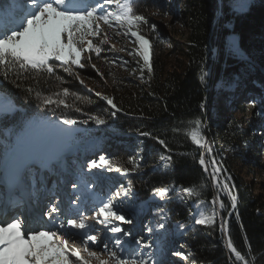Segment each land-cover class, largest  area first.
Here are the masks:
<instances>
[{
  "label": "trees",
  "instance_id": "trees-1",
  "mask_svg": "<svg viewBox=\"0 0 264 264\" xmlns=\"http://www.w3.org/2000/svg\"><path fill=\"white\" fill-rule=\"evenodd\" d=\"M223 1L227 0H135L136 13L148 21L140 25L139 31L151 43L152 71L144 66L142 56L135 55L139 45L130 35L122 36L125 43L118 53H109L106 48L100 56L91 55V65L88 63L82 71L77 69L89 82L103 84L106 79L110 98L121 109L115 116L111 114L115 109L93 97L60 68L56 75L63 78V83L55 76L40 74L35 79H23L18 88L12 75L7 80L0 76V101L10 97L18 106L12 115L0 116V132L6 137L1 145L10 146L13 138L34 121L59 124L67 117L78 122L88 120L73 128L83 126L86 131L54 137L46 147L47 153L53 154L59 146L66 152L93 141L106 159L128 168L132 167L130 159L139 161L140 169L127 177L106 168L89 169V163L78 169V175L102 180L106 192L95 194L94 200L121 184L128 187L131 183L132 198L121 211L133 222H143L146 238V226L153 228L150 239L156 247L152 251L162 264H229L222 221L227 222V236L234 246L246 254V237L255 256L254 264H264V197L253 193L255 187L240 175L242 167H260L254 153H258L259 145L253 138L263 136L262 114L252 120H244L242 115L253 103L254 90L264 99V0H253L242 8L221 6ZM8 2L0 0V6ZM165 15L170 16L171 24H180L183 29L165 28L160 21ZM28 87L34 89L31 94L25 91ZM63 88L71 93L65 99L72 107L45 108L37 99V91L43 97ZM77 96L84 99L77 100ZM92 115L107 123L96 125L89 119ZM195 120L207 125L204 135L212 147L210 155L185 134ZM137 130L152 135L142 136ZM153 137L164 140L171 151ZM96 145L91 149L96 150ZM201 153L206 162L216 161L215 165L209 164V172L198 163ZM161 155L171 156L172 160L165 165ZM95 160L99 162V158ZM212 167L221 169L220 188L209 175ZM165 186L173 189L165 199L153 196L154 188ZM193 186H197L199 196L190 197L182 191ZM231 196L236 197L235 209ZM213 208L217 213L214 223H194L201 215H211ZM158 223H164L165 229H159ZM180 224L186 228L180 229ZM121 227L125 228L124 224Z\"/></svg>",
  "mask_w": 264,
  "mask_h": 264
},
{
  "label": "snow or ice",
  "instance_id": "snow-or-ice-1",
  "mask_svg": "<svg viewBox=\"0 0 264 264\" xmlns=\"http://www.w3.org/2000/svg\"><path fill=\"white\" fill-rule=\"evenodd\" d=\"M134 5L135 0H9L5 6H0V76L7 80L12 75L13 82L18 88L23 79H35L40 74L47 77L55 76L63 83V78L56 75L57 68H60L69 76L75 75V78L83 84L84 81L80 79L78 72H74V68L83 69L88 63H91V56L89 55L85 60V53L94 52L96 56H100L103 50L100 45L108 40V34L104 32L103 39L99 43H94V39L102 35L101 24L109 29L126 28L123 35L135 37L133 42L139 45V50L135 55L142 56L144 66L151 72V43L139 31L140 25L146 24L148 21L143 15L136 13ZM152 27L155 28L154 25ZM116 34L120 35L121 33L117 32ZM90 37L93 39H89ZM124 63L127 64V61ZM92 67L95 68V65L93 64ZM201 79L203 80V76ZM25 91L31 94L34 89L28 87ZM70 94L68 88H63L51 96L42 97L40 92H36L37 99L45 108L53 105L72 107L65 99ZM76 99L83 100L84 98L77 96ZM101 99L106 101L112 109H115L111 113L113 116L116 112L121 111L112 98L101 96ZM12 109L11 103L5 100L3 111L9 112ZM76 111H80V109L76 108ZM89 119L98 126L107 123L105 119L97 115H92ZM78 123L87 124L88 120L78 122L65 117L59 120V124H54V127L60 134L71 136L74 131L73 126ZM60 124L67 127L60 128ZM206 127L207 125H202L199 120H195L190 122V127L185 134L194 145L206 149L210 155L212 147L204 135ZM137 131L142 136L152 135L150 132ZM153 138L157 139L158 143L163 145L167 151H171L167 148L164 140L158 137ZM13 151L16 154V159L13 162L12 185L19 188L23 173L30 171L33 163L39 162L43 165L44 161L40 159L38 150H21L20 146L16 145L13 147ZM160 160L167 165L172 157L161 155ZM128 163L132 165L131 168L100 156L99 162L92 160L87 167L89 169L106 168L109 172L115 171L127 177L141 167L139 161L130 159ZM199 164L204 166L205 172H209V164L215 165L216 161L211 159L206 162L205 155L201 153ZM220 171L219 167H212L209 173L217 188H220L218 180ZM80 184H84L85 188L88 187L83 177L80 178ZM80 184L73 183L72 187L77 188ZM223 188L225 191L228 190L226 184ZM172 190L171 186L159 187L154 188L152 194L163 200ZM182 191L190 197L199 196L197 186L183 188ZM131 198V183L129 182L128 187L121 184L114 190H109L104 197H97L91 214L86 215L83 207H76L74 209L76 215L65 216L64 220L59 221L58 228L56 224L59 217L56 214L60 213L61 209L57 204H49L47 211L43 213L51 222V226L43 229L31 227L26 220L20 219L19 216L0 218V264H90L92 259L97 264H162L152 251L156 247L150 239L153 233L152 227L146 226L149 238L145 236L137 238L121 227L122 224L133 223V220L126 217L121 211L125 202ZM231 200L232 208L235 209L236 197L231 196ZM83 202L82 195H77L71 201L73 205ZM212 203L215 204L216 200L214 199ZM19 204L18 198L9 196L5 207H18ZM220 207H224L222 201ZM159 210L163 212V208ZM216 215L213 208L211 215H201L200 218L194 219V223L211 225L214 223ZM90 220L95 224L102 225L104 230L111 233V236H107L105 240L101 241L102 251L91 250L90 245L97 244V236L93 234L95 228L94 224L89 223ZM226 223V221H222V231H226ZM178 227L184 229L186 225L180 224ZM158 228L165 229V224L158 223ZM61 229L63 231H60ZM77 241H79V245ZM226 247L229 250V264H254L255 256L246 237V254H242L234 246L231 238L226 241ZM81 248L87 252L88 259L81 255ZM172 255L181 254L173 252ZM102 256L107 258L102 259ZM248 257H251V260ZM183 258L187 259L188 257L184 256Z\"/></svg>",
  "mask_w": 264,
  "mask_h": 264
},
{
  "label": "rangeland",
  "instance_id": "rangeland-1",
  "mask_svg": "<svg viewBox=\"0 0 264 264\" xmlns=\"http://www.w3.org/2000/svg\"><path fill=\"white\" fill-rule=\"evenodd\" d=\"M232 3H233L232 0H228L227 2L223 1L220 5L221 6L222 5H224V6L229 5L230 7H235V5H233ZM236 7L237 8H242L243 6L242 5H236ZM169 19H171L170 16L169 15H165V17L161 18V20H160V21H162V24L164 25L165 28L166 27H170V28L175 29L177 31H180V30L183 29L182 25H180V24L179 25L171 24V21ZM101 28H102V35H101V37H99L97 39H94V43H99L100 40L103 39V33L106 32L108 34V40H107L106 43H103V44L100 45L101 48L103 49L102 51L106 50V48H107V49H109L108 50L109 53H118L120 51L119 47H121V45H123V43H125V39L122 38V36H125V35H123L124 32H121L120 35H117L116 34L117 32H115L112 29L104 28L102 26H101ZM168 37H170V34H168ZM89 39H93V38H89ZM175 45H177L176 42L173 44V46L175 47ZM85 47H86V45H85ZM170 48H172V47H170ZM89 55L91 56V55H96V54L94 52L93 53H85L84 54L85 60L87 59V57ZM89 65H91V63H89ZM86 67H88V66H86ZM77 69H79V68H74V72H78ZM82 70H84V68L81 69V71ZM79 76H80V74H79ZM69 77H71V80H74L75 83H78L79 85H81L84 88H86V90L89 91V89H91L90 94L93 97H95L98 100H100V102H103V103L107 104L106 101L101 99V96H106V97L110 98L109 91H110L111 88H109V85H108L109 83L106 81V79L104 80L103 84H99L97 82H94L93 80H91V82H89L85 78H83V76H80V79H82L84 81V83L81 84L80 81L75 78V75L69 76ZM97 93H99V95H97ZM236 96H238V95H236ZM251 100L253 101V103L248 106V108L246 109L245 113L242 115L244 120H252L254 118L257 119V117L261 113H264V99L261 97V93L259 91H255V90L253 91V98H251ZM0 105H3V103L0 104ZM227 107L229 109V105ZM0 112H4L3 108H2V110H0ZM261 118L263 119L262 121L264 123V114H262ZM33 126L30 127L26 131L30 132V130H32ZM59 126H62L64 128L67 127V126H64V125H59ZM83 129L86 131V128H83ZM4 135H5L4 132H0V144L3 143L2 142L3 139H6V137ZM20 138L17 140V143L20 142ZM34 138L35 137L33 135L32 139H34ZM4 141H6V140H4ZM253 141L258 142V145H259V146L256 147L258 153L257 152H254V153H255V157H258V159H260V160H258V162L260 164V167H255V165L248 166V167H242L240 175L243 177V179L245 181H247L249 183V185H251V187H255V189L253 190L254 191L253 193H255L256 195H262L264 197V133H263V136H258L256 138H253ZM33 144H34V148H32L30 150H39L42 147V146H39L38 149L35 147V144H37V141L35 143H33ZM43 144H44V142H43ZM88 145H96V143H90V144L81 146L80 147L81 148L80 152L83 149L84 150H83V152L81 154L79 153L80 157L78 158L77 162L74 161V159L78 157V153H76L75 150H73V151L72 150H66V152H65V149L61 148V150L59 152V154L61 156V162H59V160L55 158L53 161H56V160H58V161L50 164L51 166H49V164L48 165H44L43 164V167H44L43 170L46 172L45 176L48 175L47 177L50 178V180L48 181L47 177H45L43 175V179L45 180L44 183H46L49 188L50 187L53 188L54 191H58L59 187L57 186V182H55L56 179L58 178V176L56 174L53 175L54 172H53L52 168L54 167V165H58L59 166V164L61 163V165L57 169L59 171H61V172H62V170L65 172V173L62 174V176L66 180L68 186L71 187L70 190L72 191V193L70 194V192H68L66 190L64 192V194H66L67 200H69V204H71V201L74 200L77 195H81L82 194V195L86 196V197H83V201L84 202L82 204L78 203L77 205H74L75 206L74 208L81 207V205H83L82 207L85 209L86 215L91 214L90 212L92 211V208H93L94 202L92 203V200H91L92 196H94L97 193L103 194L104 191L106 192V188H105L104 184H102V182H101L102 180L100 178L97 179V180L95 178L93 180H91L89 178V177H92L91 175L88 176V178L86 180V181L90 182V184L88 186L89 191L85 192V194H84V190L81 189L82 188L81 187L82 184H80V177L78 176V172L76 170L77 169L76 165H79V168H82V167H84V164H88L92 160L98 159L102 155L101 154V150L98 149L97 145H96V150H92L90 147H88ZM1 146L2 145H0V150L2 149ZM59 149H57V151ZM252 155H253L252 157H254V154H252ZM7 157H9V155ZM83 157H86V159L84 161L81 160V158H83ZM15 159H16V154L13 152L12 156L10 157V159L8 160V158H7L6 165H10V163L11 162L13 163L15 161ZM198 163H199V160H198ZM12 170H13V168L10 170V173L6 175V179L4 181V184H6V185L12 184V183H9V179H8L11 175L14 174L13 173L14 170L13 171ZM58 170H57V172H58ZM77 177L79 178V180L77 179ZM85 177H87V176H85ZM73 183L80 184V186L77 187L79 190H76V188L72 187ZM17 189L19 191H24V186L22 188L19 187ZM67 189H69V188L67 187ZM70 195H72V196L70 197ZM89 222L94 224L95 230H94L93 234H95L97 236V244L96 245H90V247L95 249V250H97V251H102L103 250V245H102L101 241L105 240L107 236H111V233H108L106 230H104L103 226H101L99 224H95L94 221H89ZM143 226H144L143 222L140 220L137 223L133 222L132 224H124V227H125L124 229L128 230L130 233H132L133 236L138 238L139 236H143V234H144L143 233V228H144ZM129 239H131V237H129ZM109 245H110V247L112 246L110 241H109ZM101 258L102 259H106L107 257L106 256H102ZM90 262L92 264H97V262L94 259L90 260Z\"/></svg>",
  "mask_w": 264,
  "mask_h": 264
},
{
  "label": "bare ground",
  "instance_id": "bare-ground-1",
  "mask_svg": "<svg viewBox=\"0 0 264 264\" xmlns=\"http://www.w3.org/2000/svg\"><path fill=\"white\" fill-rule=\"evenodd\" d=\"M253 1V0H232V4L233 5H235V7H233V8H237L236 7V5H242L243 7L244 6H246V5H249V3H251V2ZM248 3V4H247ZM7 101H9L10 103H11V105L13 104L12 103V100L11 99H7ZM4 101H2L1 103H3ZM2 108H3V105H0V110H2ZM1 113V112H0ZM54 124H58V123H54ZM54 124H50V123H43V124H34V126H33V128H32V130H30V132H25L23 135H20V142H18L17 143V141H16V144L15 145H19L20 147H21V150H30V149H32V148H34V144L33 143H35L36 141H37V144H35V147L38 149V147L39 146H43V142H45L49 137H51L52 135H55V134H57V133H59L58 131H57V129L54 127ZM61 125V124H60ZM60 128H64V127H62V126H59ZM30 128V127H29ZM28 128V129H29ZM66 128V127H65ZM34 135V139H32V136ZM23 136V137H22ZM18 138V139H19ZM17 139V140H18ZM33 141V142H32ZM41 149V148H40ZM13 150V149H12ZM11 150V151H12ZM10 151V152H11ZM9 152V153H10ZM14 151H12L10 154L8 153V155H9V157H7L8 158V160L10 159V157L12 156V153H13ZM59 156H60V154H59ZM5 157V158H6ZM61 157V156H60ZM7 158H6V161H5V163H4V165H3V173H4V175H7V174H9L10 173V170L13 168V163L11 162L10 163V165H6V162H7ZM42 160V159H41ZM58 160H56V161H53V162H57ZM72 161V160H71ZM33 165V164H32ZM35 166H40L41 164L39 163V162H36L35 164H34ZM33 165V166H34ZM49 166H51L50 164H49ZM44 169V167H43V165H42V168H41V174H42V176L44 175L45 176V171L43 170ZM53 169V168H52ZM14 170V169H13ZM12 170V171H13ZM13 173H14V171H13ZM14 175V174H13ZM13 175H11L8 179H9V183H12V181H13ZM53 175H55V174H53ZM52 175V176H53ZM48 175H46L45 177H47ZM51 176V177H52ZM6 177V176H5ZM4 179V178H3ZM6 179V178H5ZM47 180L49 181L50 180V178L49 177H47ZM5 181V180H4ZM84 181H86V179L84 180ZM55 182H57V186L59 187V189H58V191H55V195H57V196H59V197H61L62 196V194H64V192L67 190L68 192L69 191H71V190H69V189H67V186L65 185V183H63V182H61V180L59 179V178H57L56 179V181ZM87 182V184L89 185L90 184V182L89 181H86ZM93 184V183H92ZM24 186V184H22V182H21V184H20V188H22ZM19 191V190H18ZM20 192H22V194H23V191H20ZM66 201H64V203H65ZM83 205H81V207H82ZM41 229H43V227H41ZM61 231H63V230H61ZM77 244H79V241H77ZM91 250H94V251H96L95 249H93V248H91Z\"/></svg>",
  "mask_w": 264,
  "mask_h": 264
},
{
  "label": "water",
  "instance_id": "water-1",
  "mask_svg": "<svg viewBox=\"0 0 264 264\" xmlns=\"http://www.w3.org/2000/svg\"><path fill=\"white\" fill-rule=\"evenodd\" d=\"M227 1H228V0H227ZM227 1H225V2H227ZM250 2H251V1H250ZM247 4H248V3H247ZM226 6H227L228 8H233V7H230L229 5H226ZM241 59H242V58H240V60H241ZM44 123H48V122H44ZM50 124H51V123H50ZM52 124H54V123H52ZM52 124H51V125H52ZM227 231H228V230H227V226H226V231H225L226 241L229 239L228 236H227ZM228 251H229V250H228Z\"/></svg>",
  "mask_w": 264,
  "mask_h": 264
}]
</instances>
